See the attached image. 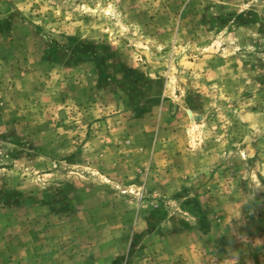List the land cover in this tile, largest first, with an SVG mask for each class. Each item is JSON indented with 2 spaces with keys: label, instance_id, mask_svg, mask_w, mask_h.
<instances>
[{
  "label": "rangeland",
  "instance_id": "rangeland-1",
  "mask_svg": "<svg viewBox=\"0 0 264 264\" xmlns=\"http://www.w3.org/2000/svg\"><path fill=\"white\" fill-rule=\"evenodd\" d=\"M0 264H264V0H0Z\"/></svg>",
  "mask_w": 264,
  "mask_h": 264
}]
</instances>
